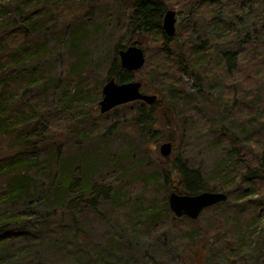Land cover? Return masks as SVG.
Instances as JSON below:
<instances>
[{
	"label": "rangeland",
	"instance_id": "374dc122",
	"mask_svg": "<svg viewBox=\"0 0 264 264\" xmlns=\"http://www.w3.org/2000/svg\"><path fill=\"white\" fill-rule=\"evenodd\" d=\"M162 1L166 10L176 11L178 43L186 35L193 44L207 37V49L196 51L190 46L203 74H182V86L171 87L156 70L160 39L148 33L141 38L146 64L129 71L127 80L144 81L145 93L165 99L160 110H167V104L172 109L171 154L200 171L206 187L223 191L213 178L228 179L234 145L250 156L261 157L264 151V3ZM133 10L129 0H63L57 9L62 19L56 25L47 21L44 45L32 48L41 50L40 62L7 85L6 93L21 98L22 111L35 112L48 126L47 133L65 143L61 142L66 151L61 156L74 157L63 181L59 179L62 158L41 157L32 202L15 206L29 227H39L42 213L68 201L85 202L94 187L104 185L110 193L99 199V212L80 207L74 217L65 219V234L56 222L44 227L39 237L33 238L30 229V239L18 242L14 251L25 264H264V205L250 209L248 201L240 210L227 199L189 222L163 204L150 216L152 203L169 192L162 173L156 182L143 175L156 171L163 157L160 145L169 140L156 143L146 134L150 141L142 151L147 154H139L133 140L140 126H136L139 104L108 113L99 108L114 49L129 43ZM214 14H220L222 21L212 20ZM256 31L253 45L249 37L240 45V39L246 34L253 37ZM188 48L185 43L183 50ZM30 80L38 85H30ZM253 192L262 196L261 190L253 189L248 195ZM0 209L11 208L1 205ZM81 259L86 260L80 263Z\"/></svg>",
	"mask_w": 264,
	"mask_h": 264
},
{
	"label": "trees",
	"instance_id": "16d2710c",
	"mask_svg": "<svg viewBox=\"0 0 264 264\" xmlns=\"http://www.w3.org/2000/svg\"><path fill=\"white\" fill-rule=\"evenodd\" d=\"M62 1L0 0V206L13 209V211L11 209H0V264H25L22 256L16 253L13 247L22 240L27 241L30 239L28 230H34L32 233L33 238L39 237L43 234L44 227L56 222L63 227L65 234L63 223L65 219L74 217L80 207L99 212V199L106 198L110 194L104 185L94 187L92 191H89L92 194H89L90 196L85 199V202H83V199H74L68 201L64 206L42 213L38 217L41 223L37 228L29 227V222L15 212V206L18 203L32 202L35 195V183L39 174L36 172V167L39 166L43 154L51 155L50 157L53 160L62 158V175L59 178L62 181L69 175L74 160V157L66 159L64 155L61 156L63 152H66L62 151L65 143L58 141L53 134L47 133L48 126L46 123L41 124V120L35 112L32 111L33 113L29 114L22 111L21 98L17 99L15 92L6 93L8 83H15L17 77L25 75L31 69H35L40 62L41 50L33 51L32 48L40 49L44 45L47 21L56 25L62 19V14L57 12ZM90 1L97 2L100 0ZM129 1H131L134 8L133 20L131 21L132 33L129 43L124 46L130 44L143 46L141 38L144 35L148 33L157 35L156 37L160 39L157 44L160 58L156 67L157 74L163 77L165 82L169 81L171 87L181 85L182 74L191 77L199 73L203 74L200 60L196 59L195 54L192 58L191 49L196 51L207 49V37L201 40L200 43L193 44L189 36L186 35L185 41L178 43L175 36H168L162 28L163 16L166 12L162 0ZM207 1L217 2L218 0ZM178 2L187 3L188 0ZM221 17L220 14H214L211 19L222 21L223 18ZM204 22L206 23V21ZM246 37H249L248 40H251L249 43L253 45L258 37L257 31L253 37L246 34L243 39H240V45L244 44ZM185 43H187L189 51L183 50ZM124 46L117 45L114 49V62L107 75L108 80L117 78L124 81L128 78L129 71L121 66L119 58V49ZM37 82L30 80L28 83L36 86L38 85ZM142 83L144 86L145 82L142 81ZM28 100L29 98L26 102ZM134 103L139 104L136 126L138 124L140 126L135 139H133L140 148L139 154H147L142 151L144 143L150 141L147 140L146 134H148V138L155 139L156 143L165 138L174 145V134L170 131V124L173 122L169 114V111L172 110L171 106L167 104V110H160V106L165 103V99L158 94V99L151 105L143 101H136L121 105L113 110ZM110 130H112V127ZM167 132L169 133L167 134ZM6 142L7 148L2 147V143ZM231 154L234 157V162L232 170L230 168L226 170L229 174L228 179H218L224 178L222 175L213 178L214 182H218L221 185L220 187L227 191L233 188L238 189L239 192L223 190L228 195V201L226 202L228 204L232 203L235 208L240 207V210L247 206L248 201L250 202V209L253 206L258 208L260 205H264V151L260 153L261 157H258V155L250 156L247 155L246 151L241 150V146L234 145ZM157 165L156 171L142 174L143 178H151L156 182L158 175L162 173L163 182L168 187L169 193L172 190L180 194L213 191L211 187H206L203 183L200 171L190 168L174 154L159 158V164L157 163ZM246 185L248 186L247 189ZM250 189L256 192L261 190L262 196H255V192L248 195ZM63 190L65 191L66 188H63ZM163 204L169 210L168 196L161 201L152 203L149 209L150 216L158 213L160 205ZM261 210L264 211V208H261ZM239 217L241 218V214L237 218ZM181 218L193 222L188 217ZM234 222L236 223V221ZM85 260L81 259L80 263ZM86 264L92 263L88 261Z\"/></svg>",
	"mask_w": 264,
	"mask_h": 264
},
{
	"label": "water",
	"instance_id": "95a60500",
	"mask_svg": "<svg viewBox=\"0 0 264 264\" xmlns=\"http://www.w3.org/2000/svg\"><path fill=\"white\" fill-rule=\"evenodd\" d=\"M264 3V0H263ZM176 11L168 9L163 16L162 28L164 32L173 37L176 33ZM121 66L127 71H137L146 64V53L138 44H130L119 50ZM157 94L145 93L142 90V82L138 80L116 81L109 79L102 87V98L99 102L100 111L106 113L117 106L142 100L147 104H153L157 100ZM173 145L170 141L160 145L163 157L172 153ZM227 193L223 191H202L197 194H180L172 190L168 196L171 211L177 216H187L193 220L198 219L202 211L208 207L226 201Z\"/></svg>",
	"mask_w": 264,
	"mask_h": 264
}]
</instances>
